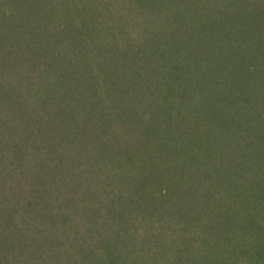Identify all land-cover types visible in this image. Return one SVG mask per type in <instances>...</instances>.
<instances>
[{
	"label": "trees",
	"instance_id": "trees-1",
	"mask_svg": "<svg viewBox=\"0 0 264 264\" xmlns=\"http://www.w3.org/2000/svg\"><path fill=\"white\" fill-rule=\"evenodd\" d=\"M0 264H264V0H0Z\"/></svg>",
	"mask_w": 264,
	"mask_h": 264
}]
</instances>
